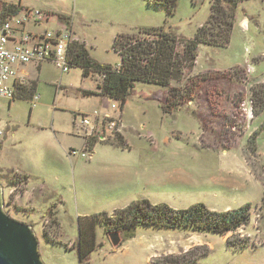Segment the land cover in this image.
I'll return each mask as SVG.
<instances>
[{"label":"rangeland","instance_id":"1","mask_svg":"<svg viewBox=\"0 0 264 264\" xmlns=\"http://www.w3.org/2000/svg\"><path fill=\"white\" fill-rule=\"evenodd\" d=\"M210 1L178 0L171 15L164 6L148 4L147 0H21V4L73 12L74 28L86 40L84 46L89 45L91 56L118 65L119 56L112 50L116 34L163 25L191 38L208 18ZM243 18L249 21L246 30L240 24ZM52 26L51 21L40 29ZM197 52L199 70L189 77L202 73L207 78L193 102L180 106L174 114H164L160 103L152 98L164 88L137 82L121 110L119 135L128 147L118 146V140L96 144L90 157L81 155L82 142L71 131L73 112L98 105L91 96L82 95L84 89L96 88L95 79L84 78L79 67L71 66L69 72L61 73L50 61H43L40 70L43 62L31 64L37 70L22 68L23 76L17 73V77H28L26 87H31L30 80L35 81L40 99L33 107L28 99L16 96L10 103L0 99L3 210L32 226L44 264H80L75 247L77 217L100 211L112 213L139 198L177 208L203 203L213 210L249 202L250 223L238 233L252 237L256 247H228L226 240L231 234L153 226H138L134 237L123 240L120 236V243L113 245L104 226L97 224L98 248L82 264H165L168 256L204 252L197 264H264V240L259 238L264 232L258 226L262 184L251 172L242 150L263 123L254 129L249 123L253 119L249 98L250 89L264 83L253 78L264 77V0H243L239 4L227 47L199 45ZM239 66L245 71L237 75L217 72L232 67L238 71ZM222 77H233V82ZM235 77H240V82ZM53 81H60L67 90L56 93ZM241 98L244 107L237 108ZM193 111L202 116L201 128ZM238 112L237 126L226 129L233 144L223 150L225 141L217 136ZM220 116L224 121H218ZM70 149L77 151L70 154ZM25 174L30 175L27 183L22 181ZM44 231L50 240L43 236Z\"/></svg>","mask_w":264,"mask_h":264},{"label":"trees","instance_id":"2","mask_svg":"<svg viewBox=\"0 0 264 264\" xmlns=\"http://www.w3.org/2000/svg\"><path fill=\"white\" fill-rule=\"evenodd\" d=\"M178 0H147L151 5H162L168 14H173ZM243 0H211L208 18L199 25L191 38H185L163 25L151 27H138V32L118 33L113 37L112 50L118 54V65L102 63L93 58L86 47L74 43L69 47L68 55L72 67H79L82 76L98 79L94 91L83 90V96H98L116 100L120 108L124 107L137 82L154 84L162 90H158L152 98L160 103L164 114H174L180 110V106L193 102L202 92V82L206 76L202 73L189 77L193 72L197 58L199 45L205 44L213 47H227L230 43L234 27L236 10ZM20 0L13 4L0 2V19L7 15L17 14L21 10ZM61 16V15H60ZM233 70V71H232ZM232 67L229 70L217 71L221 75L233 76L244 70L241 66ZM232 72V73H230ZM201 77V78H199ZM204 77V78H202ZM233 77H222L233 82ZM240 82V77H235ZM175 83V86H171ZM32 86H16V98L30 99ZM250 108L253 117L264 114V83H256L250 89ZM244 98L238 102L237 108L243 106ZM233 106L232 109H235ZM232 112V110H231ZM213 113V112H212ZM233 116L225 122V130L217 139L224 145L222 149H229L231 142L228 130H234L236 118ZM192 114L202 124V116L193 111ZM232 114V113H231ZM223 116L219 120L224 121ZM231 120V121H230ZM234 122V123H232ZM200 124V128H201ZM237 126V125H236ZM254 131L246 145L243 147V157L251 172L262 184V196L258 213L259 225L264 232V163L256 146L258 135L264 130V122ZM118 146L127 148V141L118 136ZM228 144V145H227ZM30 176L25 174L22 181L27 183ZM16 185V182H12ZM252 204L246 203L236 208L213 210L203 203H193L185 208L170 206L164 202L153 203L145 198L134 199L125 207L115 209L112 213L105 211L77 217L78 234L75 247L80 264L86 262L91 253L97 250L99 243L96 239V225L101 224L105 233L118 232L123 240L135 235L138 226H153L165 229L191 230L201 232H213L219 235L231 234L226 244L230 248L245 249L256 247V242L250 236H241L238 229L247 226L251 219ZM54 222V221H53ZM43 236L50 240L46 231ZM264 240L263 237H259ZM202 254H184L181 256H168L163 260L165 264H197L198 260L205 256ZM161 264V263H160Z\"/></svg>","mask_w":264,"mask_h":264},{"label":"built area","instance_id":"3","mask_svg":"<svg viewBox=\"0 0 264 264\" xmlns=\"http://www.w3.org/2000/svg\"><path fill=\"white\" fill-rule=\"evenodd\" d=\"M7 4L15 1L4 0ZM53 22L51 28L41 25ZM79 43L86 45L72 26V13L61 16L48 10L23 7L14 15L0 19V99L10 103L15 96L16 86L24 84L17 77V67L24 64L38 65L43 61L52 62L61 73L69 72V47ZM61 90L60 81L53 83ZM40 96L33 93L30 99L35 106ZM73 134L82 141L81 155L90 157L96 144L117 140L122 130L120 103L101 97L100 104L88 111L73 112ZM4 129L0 126V145ZM70 154L77 150L70 149Z\"/></svg>","mask_w":264,"mask_h":264},{"label":"water","instance_id":"4","mask_svg":"<svg viewBox=\"0 0 264 264\" xmlns=\"http://www.w3.org/2000/svg\"><path fill=\"white\" fill-rule=\"evenodd\" d=\"M3 204V187L0 183V264H44L32 226L7 215ZM109 236L113 245L120 243L118 232H111Z\"/></svg>","mask_w":264,"mask_h":264},{"label":"crops","instance_id":"5","mask_svg":"<svg viewBox=\"0 0 264 264\" xmlns=\"http://www.w3.org/2000/svg\"><path fill=\"white\" fill-rule=\"evenodd\" d=\"M17 1V0H16ZM20 5H21V7L23 8V7H32V8H37V9H42V10H48V11H51V12H53L55 15H57V16H60V15H63V14H66V13H72V26H73V29H74V31L76 32V30H75V28H74V25H73V12H65V11H59V12H54L53 10H50V9H48V8H39V7H37L36 5H32V6H27L26 4L24 5H22L21 4V0H20ZM57 13V14H56ZM248 19L247 18H243L241 21H240V24H241V26H242V29L243 30H246L247 28H248ZM245 25H244V24ZM243 24V25H242ZM77 33V32H76ZM232 35V34H231ZM80 36V35H79ZM81 37V36H80ZM84 39V38H83ZM86 41V40H85ZM87 43V42H86ZM87 45V44H86ZM201 45H205V44H201ZM89 46V45H88ZM88 46H85L86 47V49L89 51V49H88ZM207 46H209V45H207ZM211 47H213V46H211ZM215 48H221V47H215ZM89 53H90V51H89ZM91 55V54H90ZM118 55V54H117ZM119 61H120V58H119ZM197 61V60H196ZM45 62H43V63H41V65H40V67H39V69L38 70H40L41 69V67H42V65L44 64ZM47 63H50V62H47ZM119 63V62H118ZM117 63V64H118ZM53 64V63H52ZM113 65H116V64H113ZM33 67V65H31V64H28V65H26V66H21V67H19L18 69H17V71H18V75L19 76H23V74H21L20 73V71H21V69L22 68H24V69H27L28 71H30L29 69L30 68H32ZM197 66H196V62H195V66H194V68H193V72L195 71L196 72V70L198 69V68H196ZM33 69H35L34 67H33ZM35 70H37V69H35ZM199 70V69H198ZM198 70H197V72H198ZM201 70V69H200ZM23 80H24V82H29L28 81V77L27 76H24V77H21ZM257 82H264V77H253ZM95 81L97 82L98 81V79L96 80L95 79ZM30 82L32 83V88H33V90H32V94L33 93H36L35 91H36V89L38 88V86H37V84L35 83V81L34 80H30ZM55 81H53L52 82V85H53V83H54ZM26 84H22L21 86H25ZM54 86V85H53ZM54 90H55V92L57 93L58 91H60V90H56L55 89V86H54ZM61 90H63V91H66L67 90V88H65L64 86H62V89ZM84 90H88V91H94L95 90V88L94 89H84ZM38 94V93H37ZM40 96V95H39ZM92 98H94L95 100H96V104H100V99H101V97H98V96H91ZM31 99V98H30ZM30 99H28V101L30 102ZM40 99V98H39ZM39 101V100H38ZM38 101H37V103H38ZM36 103V104H37ZM8 104V103H7ZM35 104V105H36ZM30 105H31V103H30ZM31 107H33L32 105H31ZM264 122V114H259V115H257L256 117H253V119H251L250 118V121H249V123L251 124V125H253V129L254 128H256V126L259 124V123H261V122ZM72 129H73V126H72ZM73 131V130H72ZM71 131V135L74 137V138H76V139H79L80 140V142H82L81 141V139L80 138H78V137H76L74 134H73V132ZM257 147H258V152H259V154H260V157H261V160H262V162L264 163V130L258 135V137H257ZM243 161H244V159H243ZM244 163H245V161H244ZM29 175V174H28ZM30 176V175H29ZM96 251V250H95ZM94 251V252H95ZM93 253V252H92ZM91 253V254H92Z\"/></svg>","mask_w":264,"mask_h":264}]
</instances>
